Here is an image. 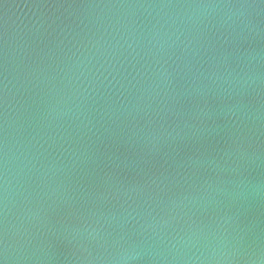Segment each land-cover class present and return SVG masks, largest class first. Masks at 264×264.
Here are the masks:
<instances>
[{"label":"water","instance_id":"obj_1","mask_svg":"<svg viewBox=\"0 0 264 264\" xmlns=\"http://www.w3.org/2000/svg\"><path fill=\"white\" fill-rule=\"evenodd\" d=\"M0 264H264V0H0Z\"/></svg>","mask_w":264,"mask_h":264}]
</instances>
